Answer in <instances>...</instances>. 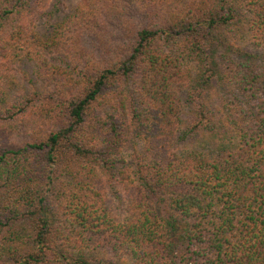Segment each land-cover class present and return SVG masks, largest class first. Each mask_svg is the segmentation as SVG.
Here are the masks:
<instances>
[{
  "label": "trees",
  "instance_id": "1",
  "mask_svg": "<svg viewBox=\"0 0 264 264\" xmlns=\"http://www.w3.org/2000/svg\"><path fill=\"white\" fill-rule=\"evenodd\" d=\"M51 1L0 0V264H264V0H79L48 36ZM197 50L220 88L190 132L225 139L181 151Z\"/></svg>",
  "mask_w": 264,
  "mask_h": 264
},
{
  "label": "rangeland",
  "instance_id": "2",
  "mask_svg": "<svg viewBox=\"0 0 264 264\" xmlns=\"http://www.w3.org/2000/svg\"><path fill=\"white\" fill-rule=\"evenodd\" d=\"M79 0H52L49 6L43 10V12L37 16L36 25L41 33L45 35H51L54 29H58L59 22H61L66 16L74 11ZM237 18L234 23L226 29V35L230 36V32L227 31L233 27L234 31H237L239 36L244 35L245 23L247 22V16L245 13L239 10L236 13ZM219 33V32H218ZM220 36V35H216ZM223 38V37H222ZM217 43H214V47L211 48L212 53L216 50ZM226 46V45H225ZM222 47L225 49L226 47ZM222 52V51H221ZM51 62L58 65L66 64V57L64 52H58L54 49L51 53L46 54ZM206 53H199L197 50L194 59V76L193 81L187 89V94L185 97V110L183 113V123L181 127V132L177 141L178 148L181 151H188L195 148H208L213 147L214 142L220 140L222 142L225 137L221 136L219 133L213 131H208L201 128L197 134H192L190 130L194 127L195 123L200 122L201 118V107L200 104L203 103L206 97H211L219 90V81L210 77V73L207 70L209 67L205 60ZM213 65V64H211ZM36 64L33 60H25L24 58L16 60L13 65L14 80L10 82V91L13 95H24L23 101L25 102L27 97L32 99H37L43 93H45L48 88H46L38 79L36 73ZM36 94H39L37 97ZM35 95V96H34ZM132 146H128L125 152L119 155L117 167H124L125 165L131 163L132 157ZM118 190V191H117ZM112 191H117L121 193L120 186L116 185L112 187ZM103 257H98V264H130L129 258L116 259L111 258L107 255H102ZM55 264H70L62 259L56 261Z\"/></svg>",
  "mask_w": 264,
  "mask_h": 264
}]
</instances>
